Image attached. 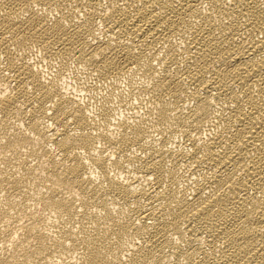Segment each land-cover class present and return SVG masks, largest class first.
Here are the masks:
<instances>
[{"label": "bare ground", "instance_id": "bare-ground-1", "mask_svg": "<svg viewBox=\"0 0 264 264\" xmlns=\"http://www.w3.org/2000/svg\"><path fill=\"white\" fill-rule=\"evenodd\" d=\"M0 264H264V0H0Z\"/></svg>", "mask_w": 264, "mask_h": 264}, {"label": "rangeland", "instance_id": "rangeland-1", "mask_svg": "<svg viewBox=\"0 0 264 264\" xmlns=\"http://www.w3.org/2000/svg\"><path fill=\"white\" fill-rule=\"evenodd\" d=\"M45 70H47V69H45ZM47 71H48V70H47ZM49 71H51V70H49ZM88 81H91V80H87V82H88ZM87 82H86V83H87ZM79 86H80V87H79ZM78 87H79V89L82 88L81 85H78ZM103 89H104V91H103ZM105 90H106V88H102V87L99 88V90L96 89V91H95V92H96V95L98 96L99 92L101 93V91H103L101 94H104ZM81 91H82V92H81L82 94L84 93V94L86 95V96L84 95L85 98H89V97L87 96V93H85V90L81 89ZM84 96L81 97V100H82V101H84V100H83ZM99 96H100V94H99ZM99 96H98V97H99ZM98 97H95V98L92 97V101H91V98H89V101H90V102H97V101H98ZM85 98H84V99H85ZM95 99H96V100H95ZM96 104H97V103H96ZM94 108H95V107H94ZM140 111L142 112V109H141Z\"/></svg>", "mask_w": 264, "mask_h": 264}]
</instances>
